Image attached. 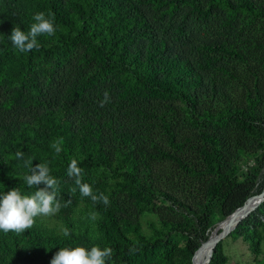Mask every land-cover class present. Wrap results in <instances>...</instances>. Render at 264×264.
<instances>
[{
	"label": "trees",
	"instance_id": "16d2710c",
	"mask_svg": "<svg viewBox=\"0 0 264 264\" xmlns=\"http://www.w3.org/2000/svg\"><path fill=\"white\" fill-rule=\"evenodd\" d=\"M139 2L0 0V194L14 188L34 193L24 182L30 174L24 161L47 163L60 182L62 204L85 198L99 214L92 232H76L69 223L67 237L42 236L34 228L21 235L0 231V262H50L60 248L99 246L113 249L108 264H190L221 221L212 220L214 209L227 218L262 192L264 179L235 178L233 153L244 148L240 136L255 134L264 121V0ZM37 12L54 15L56 33L37 38L39 51L19 53L8 37L14 26L27 32ZM105 91L110 102L101 108ZM185 125L196 140L182 135ZM229 130L238 136L232 142ZM153 132L162 141L152 139ZM57 141L59 154L51 147ZM185 148L196 152L199 167L173 153ZM72 159L83 169L82 182L107 195L109 205L80 195L67 176ZM150 160H169L208 179L199 231L183 248L164 220L166 231L153 227L146 237L107 190V179L119 178L115 191L137 206L150 204L154 192L138 173ZM101 170L106 174L96 179ZM68 204L61 208L65 219ZM257 208L264 209V200ZM250 232L240 221L230 234L249 239ZM31 250L41 255H24ZM225 263L220 240L207 264Z\"/></svg>",
	"mask_w": 264,
	"mask_h": 264
},
{
	"label": "rangeland",
	"instance_id": "374dc122",
	"mask_svg": "<svg viewBox=\"0 0 264 264\" xmlns=\"http://www.w3.org/2000/svg\"><path fill=\"white\" fill-rule=\"evenodd\" d=\"M140 0H130L132 4L139 5ZM260 85L264 86V79L260 81ZM240 101V98L237 97ZM23 124V123H22ZM113 125V124H112ZM139 126L138 124L135 125ZM186 126L188 128H186ZM146 127L155 129V125H148ZM184 136L194 141V134L190 127L185 125L182 129ZM158 133V132H157ZM153 132L152 139L157 142L162 141L160 134ZM189 133V134H188ZM225 136L229 141L237 139L238 136L232 130L226 132ZM240 138L244 141V148L242 150L236 149L235 154V172L234 176L238 181L246 178L252 181H260L264 179V121L258 127L255 134L241 135ZM181 157V159L191 166L199 167L198 156L196 152L190 148H185L180 152H173ZM140 180L144 184H149L154 196L151 198L150 204L141 207L132 204L127 200L124 194L115 191V184L119 178H108L109 187L108 192L114 191L111 199L114 200V205L125 215L130 216L133 221H138L141 232L146 237H151L153 234V227L161 234L166 231L168 227L172 226L173 231H178L177 236L180 241V247L183 248L186 241L195 236L199 231V217H201V204H203V187L208 180L207 177H193L181 171L172 161L169 160H150L144 165H139ZM106 171H97L94 173L96 179H100L105 175ZM160 193H166L174 197L180 202L183 207H178L172 202L165 200ZM96 211V208L85 198H74L69 204L66 214V219L59 214L51 219L43 221L37 220L33 225L40 235H56L63 236L61 229L67 225H72L74 231L92 230L95 227L96 220L92 221L88 218V214ZM225 219V218H224ZM219 208H215L212 214V220L218 222L215 226L214 232L217 231L218 225L224 221ZM163 220L169 222L170 226H164ZM250 228L249 239L245 238L243 234L231 235L230 233L222 239V250L226 257L225 264H264V209L256 208L249 216L243 219ZM213 232V233H214ZM133 238V235H129ZM258 242V252H253V246ZM2 252V251H0ZM4 253H0L2 256ZM5 255V254H4ZM26 256H40L39 251H27ZM192 254L190 261L192 264ZM1 260V258H0ZM186 262V260H183ZM0 264H5L0 262ZM26 264V263H18ZM35 264H50L48 259L43 262Z\"/></svg>",
	"mask_w": 264,
	"mask_h": 264
},
{
	"label": "clouds",
	"instance_id": "9594fccd",
	"mask_svg": "<svg viewBox=\"0 0 264 264\" xmlns=\"http://www.w3.org/2000/svg\"><path fill=\"white\" fill-rule=\"evenodd\" d=\"M51 17V18H49ZM29 30L22 31L20 27L14 26L8 39L14 49L19 53H30L39 51L40 44L38 37H53L56 33L54 15L37 12L32 16ZM110 102V95L107 91L103 93L100 107L103 108ZM51 147L59 154L62 149L59 142H53ZM16 158L23 160L24 153L18 151ZM33 161H24L30 174L24 176V182L29 189H35L30 195H23L19 188H14L7 193L0 194V231L4 233H15L21 235L25 230H29L37 220H45L56 217L61 208L67 203H61L57 198L59 181L50 173L51 170L47 163H39L36 167L32 166ZM83 169L79 167V162L72 159L67 168V176L74 181L82 197L90 198L93 204L102 202L105 206L110 201L104 193H94L92 187L82 182ZM44 185L43 188H39ZM73 192L76 188L72 189ZM98 213L92 211L88 218L95 221ZM62 234L67 237L71 232L67 227L61 229ZM113 249L110 247L100 248L93 246L90 249L84 247L60 248L52 257L50 264H108L112 259Z\"/></svg>",
	"mask_w": 264,
	"mask_h": 264
},
{
	"label": "bare ground",
	"instance_id": "6f19581e",
	"mask_svg": "<svg viewBox=\"0 0 264 264\" xmlns=\"http://www.w3.org/2000/svg\"><path fill=\"white\" fill-rule=\"evenodd\" d=\"M263 192L264 188L260 194L254 195L252 197L249 204L241 207L240 209L232 213L218 225L217 231L210 234L208 240L204 242L194 254L192 264H207L209 262L212 248L216 245L218 241L222 240L230 232H232L238 222L242 221L245 217L249 215L250 212L254 211L258 207V205L262 202L260 201V199Z\"/></svg>",
	"mask_w": 264,
	"mask_h": 264
},
{
	"label": "water",
	"instance_id": "95a60500",
	"mask_svg": "<svg viewBox=\"0 0 264 264\" xmlns=\"http://www.w3.org/2000/svg\"><path fill=\"white\" fill-rule=\"evenodd\" d=\"M263 200H264V192L262 193V196H261L260 201H263ZM238 223H239V222H238ZM238 223H237V224H238ZM237 224L235 225V227L237 226ZM218 240H219V239H218ZM218 240H217V241H218ZM212 249H213V248H212ZM196 251H197V250H196ZM196 251H195V253H196ZM195 253H194V254H195ZM211 254H212V251H211ZM193 256H194V255H193ZM192 260H193V257H192Z\"/></svg>",
	"mask_w": 264,
	"mask_h": 264
}]
</instances>
